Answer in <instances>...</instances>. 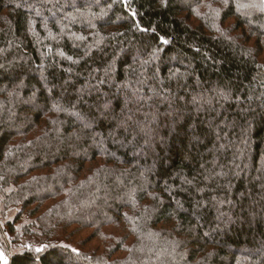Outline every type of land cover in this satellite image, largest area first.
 <instances>
[{"label": "trees", "instance_id": "1", "mask_svg": "<svg viewBox=\"0 0 264 264\" xmlns=\"http://www.w3.org/2000/svg\"><path fill=\"white\" fill-rule=\"evenodd\" d=\"M0 254L264 264V0H0Z\"/></svg>", "mask_w": 264, "mask_h": 264}, {"label": "snow or ice", "instance_id": "2", "mask_svg": "<svg viewBox=\"0 0 264 264\" xmlns=\"http://www.w3.org/2000/svg\"><path fill=\"white\" fill-rule=\"evenodd\" d=\"M166 43V41H165ZM37 252L41 251V249H36ZM73 251H76L75 249H73ZM0 259H3V254H0ZM4 264H7V261H4Z\"/></svg>", "mask_w": 264, "mask_h": 264}, {"label": "rangeland", "instance_id": "3", "mask_svg": "<svg viewBox=\"0 0 264 264\" xmlns=\"http://www.w3.org/2000/svg\"><path fill=\"white\" fill-rule=\"evenodd\" d=\"M5 260H6V257L3 255V263H4Z\"/></svg>", "mask_w": 264, "mask_h": 264}]
</instances>
